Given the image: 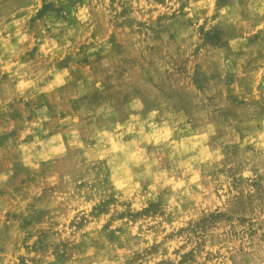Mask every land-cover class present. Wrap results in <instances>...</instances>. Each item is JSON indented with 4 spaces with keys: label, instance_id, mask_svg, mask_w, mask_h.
I'll list each match as a JSON object with an SVG mask.
<instances>
[{
    "label": "rangeland",
    "instance_id": "1",
    "mask_svg": "<svg viewBox=\"0 0 264 264\" xmlns=\"http://www.w3.org/2000/svg\"><path fill=\"white\" fill-rule=\"evenodd\" d=\"M0 264H264V0H0Z\"/></svg>",
    "mask_w": 264,
    "mask_h": 264
}]
</instances>
